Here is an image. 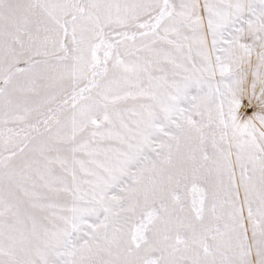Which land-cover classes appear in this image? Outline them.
I'll list each match as a JSON object with an SVG mask.
<instances>
[{"label":"snow or ice","instance_id":"6c2138e0","mask_svg":"<svg viewBox=\"0 0 264 264\" xmlns=\"http://www.w3.org/2000/svg\"><path fill=\"white\" fill-rule=\"evenodd\" d=\"M0 264H264V0H0Z\"/></svg>","mask_w":264,"mask_h":264}]
</instances>
